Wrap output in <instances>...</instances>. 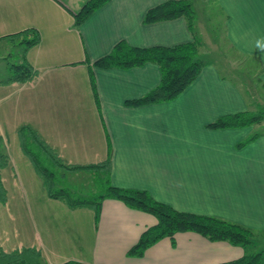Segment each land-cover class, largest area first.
I'll list each match as a JSON object with an SVG mask.
<instances>
[{
  "label": "crops",
  "instance_id": "1",
  "mask_svg": "<svg viewBox=\"0 0 264 264\" xmlns=\"http://www.w3.org/2000/svg\"><path fill=\"white\" fill-rule=\"evenodd\" d=\"M61 1L77 10L85 0ZM163 1L108 0L76 27L73 15L56 0H0V37L26 27H36L40 34L27 51L38 74L29 81L0 84V134L9 156L0 168L7 191L6 202L0 203L5 251L36 246L47 264L70 259L87 264H209L247 250L184 230L175 232L174 241L164 236L141 255L128 254L156 217L105 198L96 221L92 208H71L48 196L20 146L22 124L35 129L66 163L102 161L110 145L112 184L146 189L180 210L239 222L254 229L257 244L264 246V134L237 147L257 130L254 125L207 126L224 113L248 108L228 72L233 68L229 59L205 58L200 51L206 63L179 95L135 106L125 100L144 95L159 82L156 62L94 66L96 104L87 61L106 54L117 41L170 46L197 38L201 44L193 0L195 32L184 15L144 21L146 11ZM200 1H215L229 47L246 63L255 60L245 73L237 72L241 81L251 74L264 90V0Z\"/></svg>",
  "mask_w": 264,
  "mask_h": 264
},
{
  "label": "trees",
  "instance_id": "2",
  "mask_svg": "<svg viewBox=\"0 0 264 264\" xmlns=\"http://www.w3.org/2000/svg\"><path fill=\"white\" fill-rule=\"evenodd\" d=\"M65 7L74 18V25L79 27L89 15L108 0H85L77 10L70 9L61 0H56ZM184 15L193 32L195 28V11L189 0H165L150 7L145 15V22L172 18ZM40 38L36 27H26L14 33L0 37V41L9 40L20 48L18 60L9 65L8 74L0 78V84L31 80L38 74L27 58L28 49ZM200 41L197 38L174 45L137 46L125 40L117 41L106 54L88 62L89 78L95 101L99 107V98L93 74V67L129 68L147 61L159 65L161 77L159 82L144 95L126 99V105H142L173 99L179 95L199 74L206 60L200 53ZM226 76V75H223ZM233 79V78H232ZM239 86L240 79H233ZM264 87V83H261ZM246 86V85H245ZM247 87V86H246ZM264 120V109L253 111L245 109L233 113H224L207 123L214 128L244 127L261 123ZM264 134V130H255L237 142V147L244 146L251 140ZM18 137L23 152L30 159L35 171L41 178L48 196L58 198L71 208L87 206L94 210L95 220L100 215L105 198H116L126 205L152 213L156 222L146 227L138 240L127 250L128 254L141 255L144 249L158 239L169 236L174 241L177 231H196L210 240H227L247 250L244 254L229 260L209 264H263L264 246L256 242L254 229L239 222L212 214H201L184 211L173 205L154 198L146 189L121 187L111 183V148L108 146L106 159L86 164L66 163L57 150L44 141L28 124L18 128ZM9 156L3 136L0 134V168L7 165ZM62 172H88L92 175V186L86 193H79L64 185ZM7 191L0 177V203H5ZM0 264H47L41 250L36 246H23L5 251L0 245ZM59 264H87L78 260H66Z\"/></svg>",
  "mask_w": 264,
  "mask_h": 264
},
{
  "label": "rangeland",
  "instance_id": "3",
  "mask_svg": "<svg viewBox=\"0 0 264 264\" xmlns=\"http://www.w3.org/2000/svg\"><path fill=\"white\" fill-rule=\"evenodd\" d=\"M193 2L197 12V22H201L198 27L203 36L200 46L203 57L217 60L229 59L228 61L231 64L229 62L227 64L234 69L232 68L228 72L232 75L234 74L235 79H240L239 88H241L245 98L249 101L247 109L253 111L264 109V90L255 82V77L249 74V78L246 76L247 81H241V76H239V73H245L246 67L254 64L255 60H250V62L246 63L243 55L238 54L236 51L234 53L233 49L229 47V42L225 36L222 15L217 11L215 1H211L208 4H204L200 0H193ZM19 51L20 48L17 45H13L9 40L0 41V78L6 76L9 65L18 60ZM225 66L227 65L225 64ZM225 66L223 65V68L227 72L229 68ZM254 127L257 130H264V120L255 124ZM60 176L64 185L76 192L83 194L88 192L92 186L95 188L91 173L60 171Z\"/></svg>",
  "mask_w": 264,
  "mask_h": 264
}]
</instances>
